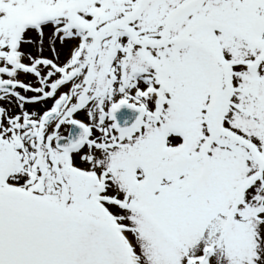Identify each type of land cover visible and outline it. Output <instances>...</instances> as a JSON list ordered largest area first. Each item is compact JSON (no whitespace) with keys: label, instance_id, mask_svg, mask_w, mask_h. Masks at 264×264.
<instances>
[{"label":"snow or ice","instance_id":"6c2138e0","mask_svg":"<svg viewBox=\"0 0 264 264\" xmlns=\"http://www.w3.org/2000/svg\"><path fill=\"white\" fill-rule=\"evenodd\" d=\"M0 264H264V0H0Z\"/></svg>","mask_w":264,"mask_h":264}]
</instances>
